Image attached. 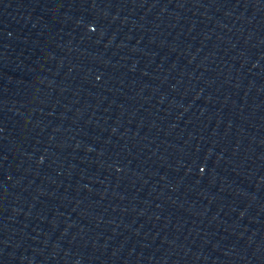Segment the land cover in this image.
I'll list each match as a JSON object with an SVG mask.
<instances>
[{"label":"water","instance_id":"water-1","mask_svg":"<svg viewBox=\"0 0 264 264\" xmlns=\"http://www.w3.org/2000/svg\"><path fill=\"white\" fill-rule=\"evenodd\" d=\"M0 264H264V0H13Z\"/></svg>","mask_w":264,"mask_h":264}]
</instances>
